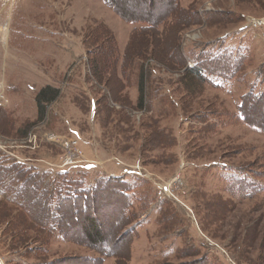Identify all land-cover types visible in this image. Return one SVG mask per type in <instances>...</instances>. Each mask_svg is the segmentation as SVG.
<instances>
[{"label":"rangeland","instance_id":"374dc122","mask_svg":"<svg viewBox=\"0 0 264 264\" xmlns=\"http://www.w3.org/2000/svg\"><path fill=\"white\" fill-rule=\"evenodd\" d=\"M263 19L264 0H0V163L89 193L46 243L0 191V264H264Z\"/></svg>","mask_w":264,"mask_h":264},{"label":"trees","instance_id":"16d2710c","mask_svg":"<svg viewBox=\"0 0 264 264\" xmlns=\"http://www.w3.org/2000/svg\"><path fill=\"white\" fill-rule=\"evenodd\" d=\"M191 72H195L197 75V70H191ZM144 74H142V82H144ZM198 76V75H197ZM144 88H142L141 95L139 96L140 105L143 106L145 101L144 96ZM59 89H56L52 86L44 87L37 95V102L39 105L47 104L55 100L58 96ZM43 112V111H42ZM38 170L34 167L29 168L27 164H2L0 163V191L4 193L3 202L9 203L12 202L19 209L22 208V212L20 214L23 217L29 219L33 224L37 226H42L47 229L49 226V234H46L45 241L46 243L50 241L56 233L64 234L66 229L62 226V222L64 223V218L62 214V204L67 200H73L76 202L79 198L83 196L84 204L87 206L88 203V191L82 186L79 189H74L76 184L71 180L66 178L64 174H58V178H56L55 182H50L52 184L45 182L47 180V176L45 173H39ZM123 182V181H122ZM127 187L126 182H123ZM71 184H75L74 187H71ZM57 186V188H56ZM28 189L31 190V193H34L33 197L30 193H28ZM50 190H52L50 192ZM94 190V189H93ZM92 190V191H93ZM96 191V190H95ZM48 192V193H47ZM133 188H123L121 193L124 197H130L132 194ZM45 193L48 195V199H45ZM51 198H49V195ZM40 195L44 198V202H46L50 211L48 213V218L43 217L42 222H40L37 218L39 216V211L37 208H33L36 206V199L40 198ZM1 201V203H3ZM45 204V203H44ZM33 205V206H32ZM128 208V207H127ZM129 210V209H128ZM127 209H124L125 217L124 219H129L131 214L129 215ZM20 216V215H19ZM21 217V216H20ZM124 233L123 235H125ZM122 235V236H123ZM40 237L43 236H39ZM89 243L96 244L98 240L102 239V232L100 229L95 228L93 233L88 234Z\"/></svg>","mask_w":264,"mask_h":264},{"label":"built area","instance_id":"2783aa9c","mask_svg":"<svg viewBox=\"0 0 264 264\" xmlns=\"http://www.w3.org/2000/svg\"><path fill=\"white\" fill-rule=\"evenodd\" d=\"M253 23L256 26H262V25H264V19L262 21L255 20V21H253ZM68 146H70V145H68ZM73 163H76V161L74 159H71V156L70 155H67L66 156V161H65L64 165L73 164Z\"/></svg>","mask_w":264,"mask_h":264}]
</instances>
